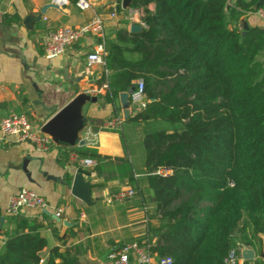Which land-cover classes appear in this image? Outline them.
Here are the masks:
<instances>
[{
    "label": "trees",
    "instance_id": "obj_1",
    "mask_svg": "<svg viewBox=\"0 0 264 264\" xmlns=\"http://www.w3.org/2000/svg\"><path fill=\"white\" fill-rule=\"evenodd\" d=\"M258 1L131 0L146 27L105 36L96 83L107 85L105 101L114 104L138 79L149 101L126 122L146 125L144 175L160 224L144 240L156 260L224 264L245 246L253 264H264V27L239 26ZM80 155L96 161L93 170L103 159ZM160 168L171 175L155 174ZM6 220L13 228L2 234L0 264H79L58 247L43 261L36 217Z\"/></svg>",
    "mask_w": 264,
    "mask_h": 264
},
{
    "label": "crops",
    "instance_id": "obj_2",
    "mask_svg": "<svg viewBox=\"0 0 264 264\" xmlns=\"http://www.w3.org/2000/svg\"><path fill=\"white\" fill-rule=\"evenodd\" d=\"M87 1L91 8L82 11L72 0H64L61 5L56 0H0V10L4 13L0 25V121L11 114H23L41 129L55 113L76 97L84 96L72 113L78 127L74 145L48 135L53 147L48 153L39 154L29 143L14 137L1 138L0 134V210L4 217L0 250L3 232L13 228L6 220L8 199L25 187L48 203L47 210L21 214L36 217L42 224L40 234L47 245L40 257L45 262L50 250L58 247L61 252L70 250L79 264H112L111 253L124 244L144 240L148 230L160 224L153 213L144 175L142 141L146 125L126 122L135 113L129 105L128 118L124 119L119 96L114 104L105 101L106 90L96 85L104 68L87 64V55L99 39L86 37L53 60L43 57L41 36L49 29L78 28L94 15L104 20L105 36L118 28L130 32V26L139 25L138 15L128 19L127 11L110 19L114 11L111 8L118 4L116 0ZM235 1L228 3L232 5ZM42 9L45 12L40 15ZM153 9L150 5L149 10ZM31 16L35 18L26 27L24 22ZM38 16H41L39 21ZM125 20L129 22L127 25L121 22ZM239 26L241 29L264 27V20L248 14L239 21ZM54 108L55 113L46 111ZM115 118L125 121L119 130L107 127ZM72 152L79 155L95 152L103 157L97 169L86 170L90 175L82 178L86 201L71 194L76 173L68 160ZM24 161H28L32 181L15 169ZM126 189H133L135 196L120 203L114 201L113 195ZM56 207L64 208L59 222L53 218ZM244 262L241 260L239 264Z\"/></svg>",
    "mask_w": 264,
    "mask_h": 264
},
{
    "label": "built area",
    "instance_id": "obj_3",
    "mask_svg": "<svg viewBox=\"0 0 264 264\" xmlns=\"http://www.w3.org/2000/svg\"><path fill=\"white\" fill-rule=\"evenodd\" d=\"M61 5L64 0H56ZM76 7L82 11L89 10L91 8L90 3L87 0H77L75 3ZM113 9L115 8L112 7ZM127 11L128 19L132 18L133 14H137L140 18L139 25L141 28H145V24L141 21L143 16L142 11L138 10H124ZM257 18L264 20V5L257 8L253 13H250ZM116 14L113 11L110 14V19H115ZM4 13L0 10V25L3 23ZM104 20L94 15L91 20L78 27H58L55 29L47 30L41 36V49L43 57L46 60H53L63 56L66 50L86 37H96L99 39L87 55V64L101 65L104 67V56H105V35ZM107 85H103L100 90L107 89ZM130 108L136 114L143 111L149 101L145 95V86L142 79H138L133 82L131 93L129 94ZM124 120L122 118H115L107 124L109 129L119 130L123 126ZM0 134L1 138L14 137L19 142H27L33 146L34 151L39 154L48 153L53 143L50 137L40 131L39 128L35 127L27 116L23 114H11L0 121ZM69 163L77 170L82 168L83 170L93 169L97 163L95 160L82 157L76 153H70L68 156ZM171 170L166 168L158 169L155 174L160 176L171 175ZM232 186V184H230ZM135 196L133 189L119 190L113 195V199L116 202H123L127 199H131ZM47 201L37 194L35 191L28 188H21L14 195L9 197L5 214L7 216H16L19 214H26L33 211L47 210ZM64 213L63 207H56L54 209V216L58 219L62 218ZM241 247L233 249L229 252L227 257L224 259V264H239L242 260L240 256ZM109 259L112 264H171L170 258H162L156 260L154 253L151 250V245L147 240H143L139 243L124 244L116 252L109 255Z\"/></svg>",
    "mask_w": 264,
    "mask_h": 264
},
{
    "label": "water",
    "instance_id": "obj_4",
    "mask_svg": "<svg viewBox=\"0 0 264 264\" xmlns=\"http://www.w3.org/2000/svg\"><path fill=\"white\" fill-rule=\"evenodd\" d=\"M131 0H122L121 1V9L126 10L130 8ZM264 4V0H259L258 3L255 5V9L257 7H260ZM52 5H49L51 7ZM44 9L41 10L40 15L44 14ZM41 16L36 17V20L39 21ZM33 18L35 17H27L24 25L28 27L27 23L32 22ZM142 30L140 25H132L130 26V32L131 33H138ZM131 93V90L127 93H121L119 95L120 98V103L123 108V115L124 119L128 118L129 115V110L128 106L130 105L129 103V94ZM84 99V96H78L76 97L71 103L66 105L64 108H62L60 111L56 112V108L54 109H47V112H52L55 113L54 117L49 120L47 123L44 124L43 127H41L40 131L44 134H47L51 137H55L57 139L62 138L67 144L69 145H74V140L77 132L76 124L72 120V113L74 112V109L77 107L79 102H81ZM27 164L28 161H24L21 165L15 167L16 170H21L26 178L29 181L31 180V174L27 170ZM90 174L87 173L85 170L82 168H78L76 170L74 180L72 183L71 187V194L79 198L83 201H86V196L84 193L85 186L83 185V176H89ZM50 178V177H48ZM86 189L88 187L86 186ZM55 220L58 222L60 219L53 217ZM4 221V217H1L0 219V226H2V223ZM240 256L243 261H254L256 259V253L253 249H249L245 246H241V251H240Z\"/></svg>",
    "mask_w": 264,
    "mask_h": 264
},
{
    "label": "rangeland",
    "instance_id": "obj_5",
    "mask_svg": "<svg viewBox=\"0 0 264 264\" xmlns=\"http://www.w3.org/2000/svg\"><path fill=\"white\" fill-rule=\"evenodd\" d=\"M123 13H125V11L122 10L121 13H120V15H122ZM124 124H125V123H124Z\"/></svg>",
    "mask_w": 264,
    "mask_h": 264
}]
</instances>
